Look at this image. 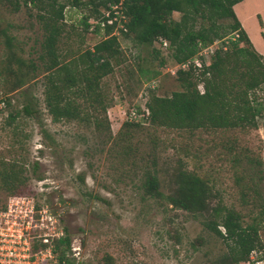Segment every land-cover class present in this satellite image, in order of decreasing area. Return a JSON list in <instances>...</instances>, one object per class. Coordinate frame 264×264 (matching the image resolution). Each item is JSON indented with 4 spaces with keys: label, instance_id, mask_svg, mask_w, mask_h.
<instances>
[{
    "label": "rangeland",
    "instance_id": "rangeland-1",
    "mask_svg": "<svg viewBox=\"0 0 264 264\" xmlns=\"http://www.w3.org/2000/svg\"><path fill=\"white\" fill-rule=\"evenodd\" d=\"M71 3L0 0V206L7 198L2 175L21 171L22 187L55 206L71 241L65 256L73 264L213 263L225 245L202 226L206 216L196 218L177 209L166 196L175 190L173 175L181 168L207 182L217 199L240 212L245 222L258 215L264 207V87L255 96L261 103L257 128L188 133L154 128L145 120L138 128L123 129L132 111L145 108L151 92L168 96L180 90L179 65L166 45L145 48L118 36L123 62L114 64L113 73L103 80L111 99L109 128L53 123L43 103L48 59L40 16L46 17L48 5H66L55 43L61 60L103 37V31L82 30V18L93 11L92 5H82L87 0L79 6ZM235 14L264 57V0H243ZM172 18L178 20L180 14ZM223 42H216L214 49L224 48ZM24 107L31 115L24 114ZM147 175L156 178L158 196L144 193ZM260 238L264 243V229Z\"/></svg>",
    "mask_w": 264,
    "mask_h": 264
},
{
    "label": "trees",
    "instance_id": "trees-1",
    "mask_svg": "<svg viewBox=\"0 0 264 264\" xmlns=\"http://www.w3.org/2000/svg\"><path fill=\"white\" fill-rule=\"evenodd\" d=\"M23 1L34 4L36 0ZM241 1L123 0L120 12L126 18V32L118 29V35H114L116 23L103 28L96 24L94 32L103 31L102 39L93 47L62 60L55 43L62 33L59 22L63 20L66 5L59 4L56 9L53 3L48 5L51 9L40 19L47 33L43 48L48 59L43 103L51 121L75 122L95 130L109 128L107 110L111 99L103 88V80L113 73L114 64L123 62L118 42V36H122L145 48L165 42L177 65L189 61L201 48L218 41L226 44L210 54L209 65L201 69H194L192 65L187 70L177 69L179 91L168 96L150 93L144 106L148 109L147 121L151 127L188 133L257 128L256 117L260 115L261 103L255 96L264 87V57L255 50L233 11V6ZM81 2L72 0L71 4L79 6ZM107 2L87 0L82 4H91L93 8L82 18L84 32L90 27V19H100L98 9L106 8ZM14 9H18L16 3ZM173 13H179L180 18L174 20ZM152 52L158 55L155 49ZM137 69L142 73L139 66ZM23 112L31 115L28 107H24ZM9 118L12 120L13 116ZM139 126V123L126 121L121 128ZM2 177L7 198L28 193V188L22 187L25 179L21 171L9 170ZM173 182L176 188L166 196L168 203L196 218L206 216L201 220L202 226L225 245V251L211 264H245L252 250L264 249L260 238V230L264 229V207L257 216L245 222L240 212L217 199L218 194L195 173L180 168L174 173ZM142 187L150 197L160 194L158 182L151 175H147ZM214 199L218 201L212 206ZM65 231L66 236L56 243L57 264H73L65 256L71 244L66 228Z\"/></svg>",
    "mask_w": 264,
    "mask_h": 264
},
{
    "label": "built area",
    "instance_id": "built-area-1",
    "mask_svg": "<svg viewBox=\"0 0 264 264\" xmlns=\"http://www.w3.org/2000/svg\"><path fill=\"white\" fill-rule=\"evenodd\" d=\"M114 1L108 0L107 7L100 10V19L88 21L89 30L92 31L96 24L103 28L116 23L114 35H118V29L126 32V18L120 12L123 0ZM162 44L166 45L165 42ZM213 45L199 50V56L204 57H193L179 65V68L187 70L192 65L194 69H201L202 66L209 65V56L215 50ZM200 88L198 87L202 92V87ZM130 114L129 122L140 124L147 120L149 112L147 108H142ZM42 185L44 187V183ZM42 191L44 189L41 187ZM54 207L46 200H40L29 193L6 199L0 207V264H49L56 260V243L66 236V231ZM75 252L76 249H73L74 255ZM245 264H264V249L252 250Z\"/></svg>",
    "mask_w": 264,
    "mask_h": 264
},
{
    "label": "crops",
    "instance_id": "crops-1",
    "mask_svg": "<svg viewBox=\"0 0 264 264\" xmlns=\"http://www.w3.org/2000/svg\"><path fill=\"white\" fill-rule=\"evenodd\" d=\"M242 2V1H241ZM241 2H239V3H237V4H235L234 6H233V11H234V13H236V7L241 3ZM235 15H237V14H235ZM237 17V16H236ZM238 19V18H237ZM240 22V21H239ZM241 24V23H240ZM242 26V25H241ZM246 32V31H245ZM248 36V35H247Z\"/></svg>",
    "mask_w": 264,
    "mask_h": 264
}]
</instances>
